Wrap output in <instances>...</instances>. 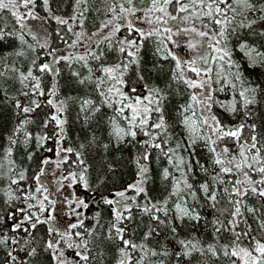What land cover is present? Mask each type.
<instances>
[{
  "label": "snow or ice",
  "instance_id": "6c2138e0",
  "mask_svg": "<svg viewBox=\"0 0 264 264\" xmlns=\"http://www.w3.org/2000/svg\"><path fill=\"white\" fill-rule=\"evenodd\" d=\"M0 45V264H264V0H0Z\"/></svg>",
  "mask_w": 264,
  "mask_h": 264
},
{
  "label": "trees",
  "instance_id": "16d2710c",
  "mask_svg": "<svg viewBox=\"0 0 264 264\" xmlns=\"http://www.w3.org/2000/svg\"><path fill=\"white\" fill-rule=\"evenodd\" d=\"M55 25H53V28ZM62 46V45H61ZM7 46L0 45V52L6 50ZM10 120L9 113L6 110L0 109V133L8 126Z\"/></svg>",
  "mask_w": 264,
  "mask_h": 264
}]
</instances>
